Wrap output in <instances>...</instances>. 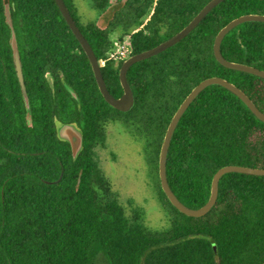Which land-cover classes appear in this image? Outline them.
<instances>
[{
    "label": "trees",
    "instance_id": "16d2710c",
    "mask_svg": "<svg viewBox=\"0 0 264 264\" xmlns=\"http://www.w3.org/2000/svg\"><path fill=\"white\" fill-rule=\"evenodd\" d=\"M97 59L110 48L109 33L137 28L154 3L147 29L131 34L132 54L182 29L209 0H89L110 12L103 26L79 24L73 0H63ZM11 11L31 113L26 114L9 44L4 5ZM264 14V0H223L185 37L133 63L127 71L134 102L120 111L105 102L89 60L55 0H0V264H260L264 260V175L221 176L214 205L192 217L167 199L157 178L168 227L128 216L99 167L95 146H104L105 123L119 121L158 157L179 104L201 80L221 77L240 88L264 113V79L220 64L213 55L217 32L243 14ZM229 61L264 70V22H243L222 39ZM118 69L102 68L108 90L123 92ZM53 79L50 87L45 74ZM63 78L78 102L64 89ZM54 117L75 121L82 150L72 159L58 139ZM264 167V122L233 92L212 84L178 121L166 158V177L188 207L209 198L213 174L224 165ZM215 244L216 250L213 249Z\"/></svg>",
    "mask_w": 264,
    "mask_h": 264
},
{
    "label": "water",
    "instance_id": "95a60500",
    "mask_svg": "<svg viewBox=\"0 0 264 264\" xmlns=\"http://www.w3.org/2000/svg\"><path fill=\"white\" fill-rule=\"evenodd\" d=\"M221 1L223 0H209L194 15V17L178 32H176L175 34H173L166 40L158 43L157 45L149 49L143 50L141 52H138L136 54H133L129 56L128 58H126L123 61L120 67V70H119V81L123 89V92L119 97H115L107 90L104 80L102 78L100 68L97 64V59L92 51V48L90 47L89 43L87 42V40L81 33L80 29L78 28L77 24L75 23L64 1L55 0L62 16L64 17L72 33L75 35V37L79 41L83 51L85 52L90 62L96 84L98 86V89L102 97L109 105L123 112L128 111L132 107L133 102H134L133 92L126 78V73H127L129 66L135 62L151 57L165 50L166 48L174 45L178 41H180L193 28L196 27V25L206 16L208 12L211 11L212 8H214ZM4 14H5V21L10 29L9 44H10L11 51H12L13 63H14L16 75H17V78L20 84L21 94H22L24 105H25L26 114L27 116H29L31 113V107H30V102H29V98L27 95V91H26V87H25V83L23 79L20 55H19V51L17 47L16 33L13 28L11 11H10V7L8 4L4 5ZM248 21L264 22V14H252V13L243 14V15H240L230 20L228 23H226L217 32L215 36V39L213 42V55L220 64L228 68L251 73V74L257 75L264 79V70L256 68L251 65L229 61L223 57L221 50H220L221 41L224 38V36L235 26L243 22H248ZM45 77L50 87L53 88V79L51 75L48 72H46ZM61 83L64 89L68 92V94L78 102V97L74 89L63 78H61ZM212 84L221 85L225 87L226 89H228L229 91L233 92L245 103V105L250 109V111L259 120L264 122V113L257 108V106L253 103V101L236 85L218 76H211V77H207L201 80L185 96V98L182 100V102L179 104L178 108L172 115L170 122L166 128L163 141L161 143L160 151H159V157H158V177H159L160 187L162 191L164 192L165 196L167 197V199L169 200V202L178 211L182 212L183 214L187 216H192V217H199V216L206 214L211 209V207L214 205L216 198H217V194H218V182L222 175L226 173H230V172H238V173H244V174H250V175H264V167H251V166L236 165V164L224 165L218 168L212 176L211 185H210V194H209L208 200L202 206L197 207V208H192V207H188L187 205H185L183 202H181L178 199V197L174 194V192L170 188L169 183L167 181V177H166V158H167V152H168L170 140L173 135L174 129L178 121L180 120L182 114L184 113L186 108L189 106V104L193 101V99L205 87L212 85ZM53 121H54V126H55V132H56L58 139L65 141L69 144L72 159H75L77 155L80 153V151L82 150L83 136H82L81 128L78 126V124L75 121L63 122L57 119L56 117H54ZM212 247L214 250H216V246L214 243H212ZM260 264H264V260Z\"/></svg>",
    "mask_w": 264,
    "mask_h": 264
},
{
    "label": "rangeland",
    "instance_id": "374dc122",
    "mask_svg": "<svg viewBox=\"0 0 264 264\" xmlns=\"http://www.w3.org/2000/svg\"><path fill=\"white\" fill-rule=\"evenodd\" d=\"M73 3L79 16V24L95 22L103 26L111 18L110 12L103 14L93 8L89 0H73ZM153 8L154 3L140 24L151 15ZM139 25L136 29L142 28V25ZM136 29L127 32L121 31L120 28L114 29L109 34L112 44L114 40L119 39L118 45L125 46L126 40ZM114 50L112 48L111 51ZM95 151L99 167L110 184V190L124 205L126 214L131 216L135 209H139L147 228L155 231L166 229L169 223L163 211V199L157 186L159 177L152 163V147L145 145L143 139L135 135L131 129L128 130L120 122L115 121L106 124L104 146L96 145ZM94 261L95 264H106L101 251L97 252Z\"/></svg>",
    "mask_w": 264,
    "mask_h": 264
},
{
    "label": "flooded vegetation",
    "instance_id": "af4514ba",
    "mask_svg": "<svg viewBox=\"0 0 264 264\" xmlns=\"http://www.w3.org/2000/svg\"><path fill=\"white\" fill-rule=\"evenodd\" d=\"M104 14V13H103ZM145 16V15H144ZM144 16H142L141 18H140V21L143 19V17ZM150 18H151V15L145 20V22L144 23H141L139 26H141L142 28H138V29H136L135 31H142V33H144V34H146V35H149L150 34V32L148 31V29H147V25H148V22H149V20H150ZM143 27H145L144 29H143ZM134 31V32H135ZM110 34V33H109ZM108 38H109V41L111 42V45H110V48L108 49V51L106 52V54H105V56H103V57H101V58H99V59H97V64H98V66H99V68H100V71H101V74H102V68L103 67H105L106 66V64L108 65V64H111L112 65V67L114 68V70L117 68L118 69V71H117V73H118V78H119V70H120V67H121V65H122V63H123V61L125 60H123V61H120V60H117V59H114V58H112L111 57V55H110V53H111V50H112V48H113V44H112V40H111V38H110V36H108ZM130 41H131V35H130ZM93 51V50H92ZM85 53V52H84ZM94 53V52H93ZM136 54V53H135ZM95 55V54H94ZM131 55H133L132 54V47H131V49H130V52H129V55H128V57L129 56H131ZM96 57V56H95ZM127 57V58H128ZM149 58V57H148ZM90 63V62H89ZM132 65V64H131ZM130 65V66H131ZM91 66V65H90ZM129 66V67H130ZM129 69V68H128ZM91 70H92V68H91ZM128 71V70H127ZM92 75H93V72H92ZM93 78H94V75H93ZM102 78H103V74H102ZM126 78H127V73H126ZM94 80H95V78H94ZM103 80H104V78H103ZM120 82V81H119ZM95 83H96V81H95ZM104 83H105V85H106V82H105V80H104ZM96 86H97V84H96ZM97 88H98V86H97ZM106 88H107V85H106ZM99 90V89H98ZM107 90H108V88H107ZM75 91V90H74ZM109 91V90H108ZM100 92V91H99ZM110 92V91H109ZM133 92V91H132ZM76 93V92H75ZM111 93V92H110ZM101 94V93H100ZM112 94V93H111ZM77 95V94H76ZM114 96V95H113ZM134 96V95H133ZM77 97H78V95H77ZM116 97V96H115ZM117 97H119V96H117ZM104 99V98H103ZM78 100H79V97H78ZM106 102V101H105ZM107 103V102H106ZM111 106V105H110ZM114 108V107H113ZM109 122H115V121H111V120H109V121H107L104 125V127H106V124L107 123H109ZM119 122V121H118Z\"/></svg>",
    "mask_w": 264,
    "mask_h": 264
},
{
    "label": "built area",
    "instance_id": "2783aa9c",
    "mask_svg": "<svg viewBox=\"0 0 264 264\" xmlns=\"http://www.w3.org/2000/svg\"><path fill=\"white\" fill-rule=\"evenodd\" d=\"M118 41L114 40L113 41V49L114 51H111L110 55L112 58L123 61L126 59L129 55L130 49H131V41H130V36L128 37V40H126V45H118Z\"/></svg>",
    "mask_w": 264,
    "mask_h": 264
}]
</instances>
